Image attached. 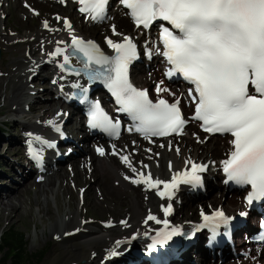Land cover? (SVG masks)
<instances>
[{"label":"bare ground","instance_id":"obj_1","mask_svg":"<svg viewBox=\"0 0 264 264\" xmlns=\"http://www.w3.org/2000/svg\"><path fill=\"white\" fill-rule=\"evenodd\" d=\"M5 2H7V0H0V16L8 13L6 7L3 6ZM21 3H24V5L22 6ZM37 3L40 4L43 13L49 15L53 14L54 16L52 18L49 16L43 18L44 14L38 9L39 5H37ZM9 8L11 9L14 24L9 26L4 23V27L1 28L0 26V39L5 44L9 45L32 40H36L38 43L34 48H29L24 57H20L21 59L18 61L17 66H13L12 71L5 75V80L0 79V91H3L5 94V101L9 103L7 107L9 113L15 115L24 113L31 117L34 116L35 113L40 112V120L44 118L48 119L44 123H26L23 129L25 136L23 138L27 141L26 145L28 149L29 143L31 142L32 149L41 155L44 153V161L48 160V162L46 163L47 167L42 170L45 171V173L41 175L42 178L39 179L37 184H32L31 181H28L17 187L13 185L16 178L27 179L36 176L32 161L30 160V162L25 163V160H23L24 162L13 163L12 166H9L8 173H5L2 169L3 167L0 165V214H6L10 226L17 225L22 212L21 207H17L13 202L16 201L21 205L23 194L28 191L31 185L36 187L37 196H46L42 202L37 199L35 204L39 213H43L42 219L46 216L48 219L52 220L49 226V235L55 244L60 245L61 250L60 252L52 250V253H50L41 264H72V262L82 255V246H93L94 254H102L100 260L93 259L90 262L91 264H95L94 261H97L98 264H137L140 259L134 257L136 253H134L133 250L143 257L148 254V250H140L137 242L130 245L132 236L134 234L135 238L146 237L148 235L157 236L158 233L171 229V225L165 229V227L162 228L159 223L147 220L149 214L157 217L160 221L167 219L170 223L173 214H181L184 211L185 219L197 221L196 219L199 218L202 212L204 215L211 216L213 214L212 209H215V206L214 208L212 206H205L203 202H205L204 204L206 205L216 204L217 207L220 205L221 210L226 214L236 215L243 213L244 206L242 205L241 210H234L235 203L236 201L238 202L237 198L232 197L226 199V197H224L228 189L225 185H221L222 190L212 199L204 200L199 203L200 210L199 212L197 211V215L194 208L184 207V210H182V206L176 208L174 203L177 199L181 197V199L187 200L191 198L192 192L198 194L201 191L199 185L179 184L177 189L174 190V195L171 200H168L167 197L162 199L156 194L155 189L146 190L143 184L136 185L131 183V180L136 178V174L120 159L122 155L127 156L132 167H134L137 172H143L145 175L150 172L153 179H160L162 181H171L174 173L190 170L191 165L185 163L190 160L196 164L207 166L205 172L199 173L202 181L200 185L204 186V188L212 187V184L217 185L220 180L222 181L223 179L224 172L221 162L227 159L230 153V146L229 148L227 147V141L225 139L219 140L216 138L215 142L207 143L205 141L207 135L201 134V137L198 138L195 136L194 130H196V128L194 127H190L188 137L186 135L183 137L182 133L180 137L170 136L161 140H147L140 139L133 135H124L121 141H110L100 144V148H103L105 152V155L101 156L96 152L90 151L91 143L96 142L93 140V137L89 135L80 136V134L76 132L77 129L84 128L83 120H79L76 115L72 116L70 114V109L66 102L63 101V98L61 99L58 96L57 101H49L47 104H42L39 100H34L25 105L26 103L24 100L27 99L28 96L34 94L28 86L33 81L41 79L44 73L41 69L44 67L47 68V72L50 75L49 79L55 81V83H53L54 86L50 88L55 95L56 93L58 95V92H60L61 85L68 81L70 82L69 85L75 82L72 77L60 70L59 65L63 63V56L53 57L52 53L55 52L57 47L67 50L72 44L73 37L88 42L90 39H83L79 32L80 28L87 34H92L96 38H100L106 31V27L101 26L93 28L90 26L89 21H85L84 19L79 20V7L72 0H42L40 2H38V0H14L13 3L9 5ZM107 9L108 7L105 11ZM28 10H36L38 14L37 16L31 15L26 17L24 23H28L32 26L29 25L25 27L19 20L18 14H26ZM56 11H58V13H56ZM65 11L70 14L65 16ZM59 12L62 14H59ZM106 15L108 17H106V19H109L110 24H114L115 31H118L116 37H107L102 42V47L104 48L103 52L109 55L110 51L104 46L107 39L114 40L115 43H120L123 42L124 35H129L134 38L136 33L135 28L131 27L129 21L124 16L112 12H108ZM70 16L74 18V23H72L73 20L71 21ZM45 21L48 23V28L44 27ZM64 21H67L71 27H66ZM19 29L26 30L27 32L22 37H17L16 35L9 36L7 34L8 31L20 34ZM49 29H52V31H49ZM147 45L146 48H149L150 45L151 47L153 46V44ZM142 47L143 46H141V49H143ZM64 54L67 55V51ZM147 62L148 67L160 69V67L157 66L159 62L158 58H152ZM139 66L147 67L145 63H139L134 66L133 78L137 83L136 86L139 89L147 90L149 96L156 98L161 94L158 95L156 93V85L163 81L157 76L159 71H155L151 79H147L145 78V74L142 75L141 70L138 69ZM19 67L22 68L18 69ZM63 78L66 79L65 82H63ZM4 83H7V85L2 88ZM69 85L67 86L69 87ZM153 85L154 89L152 88ZM161 85L165 88L164 83ZM171 93L177 95L176 92ZM53 120L56 122V125L62 121L66 123L70 121V125L66 127L64 125L59 135L66 134L71 138L72 142L69 143L70 145H67V149L71 148V154L64 152L63 148L59 150L60 144L58 147L51 149L47 144L36 141L35 137H40L50 144L51 141L54 140V137L57 138L56 134L58 133L48 124V121ZM67 128L74 131H67ZM185 129L184 127L183 132ZM120 138L121 136L119 139ZM177 149H179V152H177ZM15 150L19 154V150ZM114 150L116 155L112 154ZM59 151L63 152L61 156L62 160H58L57 158V153ZM82 155H84V157ZM73 157H76V159L69 162V169H67L68 167L66 166H56L55 170H53V158L56 164H60L62 161L70 160ZM81 157L83 158L80 159ZM86 162L91 163L89 167L86 166ZM144 165H147V167H143ZM49 167L52 168L50 174H48ZM214 169H218L217 172ZM13 175H15L16 178H14ZM126 176L129 177V179H125ZM9 185L12 186V189H15L12 190ZM77 185H81L82 187L86 186L84 193L79 195V201L74 198ZM121 189H123L125 193H123ZM160 190H163V185L160 186ZM59 194L67 197L66 207L70 211L65 214L64 218L58 217L53 219L51 218V213L48 208V196L50 195L52 198ZM3 195L5 198H3ZM168 204H171L172 210L175 208V211L166 217L163 208L167 207ZM86 211L96 213V218L107 215L110 219L105 223L111 226L108 229H104L102 225L100 226L98 224L96 219H94L95 224L93 225L83 224V215ZM253 218V213H249V225H247V228L252 227ZM185 219L181 220V222L185 221ZM122 221L127 222V227ZM145 221H147V223H145ZM141 222L145 224L142 225ZM177 228L178 227H176V229ZM73 236H79L81 243L78 245L69 243L70 237ZM201 236L202 233L196 245L189 250L181 247L178 252L183 250L182 255L179 260H172L171 264H220L221 262L218 261L219 259L217 256L218 251H213L215 253L213 254L212 251L204 248V241H201ZM126 238L129 239V241L124 246L120 247L121 244L119 247L116 246L117 241H121L122 243ZM48 241L49 238L46 236L45 243ZM124 249H129L131 251L129 262H124L125 255L122 256V251ZM241 249H243L245 253H249V259L241 258V253H239ZM112 250L117 252L116 256L109 255ZM251 253L253 256L263 257L264 244L261 246H254L252 242L248 241L243 247L235 248L234 251L231 249L228 250L225 247L222 251L223 257L226 258V256L229 255L234 261L224 264H240L245 261L250 262V260L253 259ZM142 264L149 263L146 262Z\"/></svg>","mask_w":264,"mask_h":264},{"label":"snow or ice","instance_id":"obj_2","mask_svg":"<svg viewBox=\"0 0 264 264\" xmlns=\"http://www.w3.org/2000/svg\"><path fill=\"white\" fill-rule=\"evenodd\" d=\"M78 2L82 5L81 12L91 13L93 18L99 19L103 18L108 4V0ZM121 3L130 10L138 28L143 26L147 29L156 21H164L171 26V30L160 26L159 39L163 50L156 48V54L170 65L164 75L168 78L179 75L193 85L188 92L195 103L192 119L200 121L205 132L230 134L233 138L229 141L232 150L221 162L227 177L225 182L250 186L249 205L254 200H264V0H121ZM64 23L71 27L67 21ZM44 27L48 28L46 21ZM113 32L115 34V28ZM106 43L116 53L114 57L105 55L94 42L76 37L72 38V53L65 55L67 50L57 47L52 55L63 56L59 67L66 71V66H70V55L79 54L83 58V68L73 69L72 74L81 75L83 72L89 80H102L115 97L118 111L131 117L135 131L145 139L181 134L187 123L181 112V100L177 98L169 103L158 99L153 102L147 90L137 89L130 83L129 66L138 58L137 46L132 39L124 36L122 43L112 40ZM146 54L149 58L153 55L150 50H146ZM161 84L163 81L156 85L158 95L161 92L175 95L168 88H162ZM73 87L79 88L80 85L73 84ZM81 91L86 93L87 89ZM81 100L86 101V95ZM88 123L92 129L119 138L120 121L114 122L98 102L91 105ZM48 124L60 131L54 120ZM35 139L49 147L55 146L40 137ZM96 151L101 156L105 155L103 148L98 147ZM29 153L40 161L41 155L32 149L31 142ZM112 154L116 155L115 150ZM120 159L136 174L131 183L143 184L146 190L155 189L158 196L168 200L173 198L179 184L200 185L199 173L206 171L205 165L189 160L185 163L191 165L190 170L174 173L171 181H162L153 179L150 172L147 175L137 172L127 156L122 155ZM161 185L163 190H160ZM163 211L167 217L172 213V205L168 204ZM201 216L204 223L198 228L208 227L213 233L220 224L228 223V218L219 210L211 216L202 212ZM147 220L161 222L151 214ZM122 223L127 227L126 221ZM163 224L167 229V219ZM178 234L176 228L158 233L153 247ZM120 244L121 241L116 242L117 247ZM109 255L116 256L117 252L112 250Z\"/></svg>","mask_w":264,"mask_h":264},{"label":"rangeland","instance_id":"obj_3","mask_svg":"<svg viewBox=\"0 0 264 264\" xmlns=\"http://www.w3.org/2000/svg\"><path fill=\"white\" fill-rule=\"evenodd\" d=\"M13 1L14 0H7V2H5L3 5L6 7V11L8 13L6 12L7 14L0 16L1 28L4 27V23L8 24L9 26L14 24V20L12 18V14H11V9L9 8V5L11 3H13ZM40 1H42V0H38V2H40ZM44 1H47V0H44ZM21 5L23 6L24 3H21ZM37 5H39V8L36 6L35 7L41 11L40 4L37 3ZM109 11L112 13H117V14H120L123 16V14L120 10L114 9V10H109ZM56 13H58V11H56ZM37 14H38V11H36V10H28L26 12V14L19 13L18 18L21 21V23H23L24 26L27 27L30 24L24 23L25 18L28 16H31V15L37 16ZM43 14H44L43 18L46 16H49L52 18L54 16L53 14H51V15L45 14V13H43ZM59 14H62V13L59 12ZM69 14L70 13H67V11L64 12L65 16L69 15ZM78 15H79L78 16L79 20L80 19L83 20V17L80 14H78ZM72 20H73L72 23H74L73 17H71V21ZM30 26H32V25H30ZM90 26L93 28H96V27L98 28L101 26L106 27V31L102 34V36H100V38H96L92 34H87L81 28L79 29V32H80L81 36L83 37V39H90L89 41H92L96 44L97 43L102 44V42L104 41L105 38H107V37L113 38V37L117 36V34H118V31H115V34H114V32L112 33V30L114 28V24H110L109 19H106V18H104L101 21H93L90 23ZM26 32H27L26 30L19 29L20 34H15L12 31H8L7 34L9 36L16 35L17 37H22ZM37 43L38 42L36 40H32L29 42H18L14 45H11V44L9 45V44H5L0 39V50L2 53V57L0 60V79L5 80V78H4L5 75L8 72L12 71L13 66L14 67L17 66L18 61L21 59L20 57L21 56L24 57L26 51L29 48H34L37 45ZM22 67H19L18 69H21ZM133 69H135V68H133ZM141 69H142V71H141L142 75L145 74V78L151 79L152 75L154 74L153 71H155L156 68H153V69L141 68ZM41 71L44 72L43 75L41 76V79L38 81H33L28 86L31 89V92L34 94L32 96H28L27 99L24 100L26 103L25 105H27L29 102L34 101V100H39L42 104H47V103H49V101H51V102L57 101V99H58L56 97V95L54 94V92H52L50 89L54 85H53V81L49 79L50 75L47 72V68L44 67L41 69ZM133 75H134V71H133ZM159 75L160 74L158 72L157 76H159ZM133 80H134V78H133ZM6 85H7V83L6 84L4 83L2 85V88L6 87ZM61 91L63 92V89ZM8 106H9V103L5 101V94L3 93V91H0V165L3 167L2 169L5 173H8L9 166H12L13 163L24 162L23 160H25V163H28L31 160L32 165L34 167V165H35L34 160L35 159L30 155L29 149L26 145L27 141H25V139L23 138V137H25L24 133H23V131H24L23 129L25 126L24 124H26V123H29V124L44 123L48 120L47 118L40 120V118H39L40 112L35 113L34 116H31V117H29L27 114H24V113L21 115L11 114L8 112V109H7ZM68 125H70V121L65 124V127ZM67 131H74V130L67 128ZM194 131H195V136L200 138L201 134H199L196 130H194ZM76 132H78L81 136L82 133L80 132V129H77ZM189 133H190V127H189V129L187 127L185 132H184V136L186 135L188 137ZM216 138H218V137H209V138L205 137V141L207 143H212V142L216 141ZM218 139L220 140L222 138H218ZM120 141H121V139H120ZM226 144H227V147L229 148V145L227 142H226ZM67 145H70V144H63L59 150H62V148H63V151H68L69 149H71V148L67 149V147H68ZM98 145H99V143H97V142L91 143L90 151L95 152L94 147L98 146ZM15 149L19 150V154ZM58 154L60 156V154L62 155L63 152L59 151ZM82 156L84 157V155H82ZM83 157H81L80 159H82ZM75 159H76V157H73L72 159L63 161L60 164L55 163L53 165V170H55L56 166H60V167L66 166V167H68L67 169H69V162L74 161ZM47 162H48V160L43 161V164L46 167H47V165H46ZM90 164H91L90 162H86L87 167H89ZM214 170L217 172L218 169H214ZM209 171H210V169H209ZM35 172H36V176L30 177L27 179L16 178V176L13 175V177L16 178L14 181V184H13L14 187L20 186L24 183H27L28 181H31L32 184H34V183L37 184L38 183V181L36 180L37 177L41 176L45 172L41 173L37 169H35ZM51 172H52V168L49 167L48 174H50ZM219 183L217 185L212 184V187H206V188L202 189V191H200L198 194H191V198H188L187 200L181 199V197L178 198L177 201L174 203L175 207L179 208L180 206H182L183 207L182 210H184V207L185 208H188V207L194 208L195 213L197 215V211L199 212V210H200L199 203L203 202L204 200L212 199L220 190H222L221 188L224 185L222 184L221 180ZM9 186H11V185H9ZM117 187L121 188L120 186H117ZM11 189H12V186H11ZM14 189L15 188H13L12 190H14ZM85 190H86V186L82 187L81 185H77L75 188V192H74L75 200L79 201V195L83 194ZM121 191L123 193H125L123 189H121ZM226 191L227 192L224 194V197H226V199H230L232 197H235L238 199V202L236 201V203H235L234 210L235 211L241 210L242 209V207H241L242 203L240 201L241 196L238 195L237 193H233V192L228 191V190H226ZM4 195H5V193H4ZM45 197L46 196H44V195L43 196H41V195L37 196L36 195V187L31 185L28 188V191L23 194L21 205L19 203H17L16 201H14L13 203L17 207H19V206L21 207V212H22L20 218L18 219L19 223L17 225L10 226L9 220L6 217V214L5 215L0 214V233L3 231H6L8 229H14L15 231L23 233L25 236V239L27 241V250H26L27 254L29 256L38 255V254L41 255V257L36 262L34 261L36 258L32 257V259L29 260V262L26 264H41L48 257V255L50 253H52V250H55L56 252H60V250H61L60 245L55 244L54 241L51 239V236L49 235L50 234L49 226L52 223V220L48 219L46 216H44V219H42L41 217L43 216V213H39L38 208L36 207V204H35L37 199L40 202H42ZM3 198H5V196ZM48 200H49L48 208H49V211L51 213V218H53V219L58 218V217L64 218L65 214L70 211L66 207L67 197L59 194L56 197L51 198V196L49 195ZM204 203L205 202H203V205H205V206H212L213 208L215 206V209H217V208L221 209L220 205L217 207L216 204H212V205L207 204L206 205ZM201 206H202V204H201ZM215 209H212V210H215ZM174 211H175V208L172 210V213H174ZM95 214L96 213L86 211L83 215L82 223L88 224V225H93V224H95L94 219H96L98 221V224L101 226L102 222H107L110 219L107 215H103L102 217L96 218ZM184 215H185L184 211L181 214H179V213L173 214L172 219L170 220V223L181 225L182 223H186V222L196 223L198 221V219H196L197 221L187 220L184 218ZM183 219H185V221L181 222V220H183ZM141 224L144 225L145 223L141 222ZM42 231H43V234H42ZM46 236H47V238H49V241L47 243H45ZM240 240H241V238H239V239L235 238V243H236L235 248L243 247L244 244H247V242H243ZM128 241H129V239H127V238L124 239L122 241L120 247L124 246ZM133 241H134V235L132 236V240L130 243H132ZM69 243H71L72 245L80 244L81 243L80 237L79 236L70 237ZM92 247L93 246H90V247L82 246V255L79 258H77L74 262H72V264H91L90 262L93 259H96V260L99 259L100 260L102 254H94L93 253L94 250ZM234 249L232 251H234ZM239 253H243V255L241 256L242 259H249V257H246L243 249H241ZM94 255H95V257H94ZM124 255H125V261L124 262H129V257L131 256V251L129 249H124L122 251V256H124ZM1 256L2 255L0 254V257ZM211 256H213V255H211ZM127 259H128V261H127ZM253 260H258L259 262H262L264 260V256L260 257V258H254ZM218 261L221 262L220 264H224V263H227L230 261L233 262L234 259L228 255V257H226L224 259V261H221V260H218ZM94 262H95V264H98L97 261H94ZM247 263H249V262L245 261L242 264H247Z\"/></svg>","mask_w":264,"mask_h":264},{"label":"trees","instance_id":"obj_4","mask_svg":"<svg viewBox=\"0 0 264 264\" xmlns=\"http://www.w3.org/2000/svg\"><path fill=\"white\" fill-rule=\"evenodd\" d=\"M27 241L23 233L8 229L0 233V264H26L32 257L36 262L41 255L27 254Z\"/></svg>","mask_w":264,"mask_h":264},{"label":"water","instance_id":"obj_5","mask_svg":"<svg viewBox=\"0 0 264 264\" xmlns=\"http://www.w3.org/2000/svg\"><path fill=\"white\" fill-rule=\"evenodd\" d=\"M0 60H1V50H0Z\"/></svg>","mask_w":264,"mask_h":264}]
</instances>
